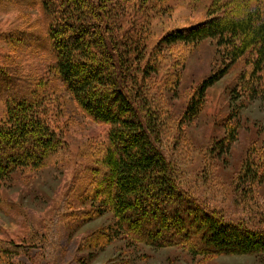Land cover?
Returning <instances> with one entry per match:
<instances>
[{"label":"trees","instance_id":"1","mask_svg":"<svg viewBox=\"0 0 264 264\" xmlns=\"http://www.w3.org/2000/svg\"><path fill=\"white\" fill-rule=\"evenodd\" d=\"M167 1H0L3 7L40 5L45 41L55 60L45 82L40 71L28 66L27 57L19 63L25 70L17 69L20 76L0 65V104L6 109V121L0 123V190L17 171L43 168L66 150L62 136L49 125L37 101V93L59 83L85 117L107 128L103 143L99 138L90 141L89 150L93 145L94 150L104 149L89 167L94 177L87 188L94 196L92 204L97 202L101 208L99 214L113 215L114 239L123 240L127 247H181L203 258L264 255V226L226 222L182 188L178 173L158 147L164 120L152 104L156 101L152 93L162 92L152 86L161 49L207 39L216 42L228 64L203 80L181 119L190 123L196 118L208 89L243 58L251 72L244 70L240 80L247 95L257 98L264 87V0H214V17L164 33L152 46L154 22L168 11ZM219 10L226 12L219 15ZM3 33L0 40L14 47L24 44L11 33ZM30 77L36 78L31 85ZM224 130L225 137L211 151L218 157L230 153L238 127L227 123ZM258 188L264 189V164L250 161L240 171L236 193L244 209L255 210L254 217L264 223V204L262 209L253 197ZM142 216H149L145 228L135 222ZM22 248L29 252L19 244L0 245V260L24 254Z\"/></svg>","mask_w":264,"mask_h":264},{"label":"rangeland","instance_id":"2","mask_svg":"<svg viewBox=\"0 0 264 264\" xmlns=\"http://www.w3.org/2000/svg\"><path fill=\"white\" fill-rule=\"evenodd\" d=\"M213 1L168 0L164 6L168 11L154 22L152 46L164 33L214 17ZM12 6H0V32L11 33L24 44L14 47L8 40H0V65L20 76L17 69L25 70L19 63L27 57L28 66L40 71L45 82L55 60L45 41L46 22L40 5ZM225 12L219 10L218 14ZM219 50L214 40L207 39L164 47L156 56L159 72L153 76L152 86L162 92L152 93L156 100L152 104L164 120L157 144L178 173L182 188L208 211L226 222L241 220L259 229L264 226L261 218L254 217L255 210L244 209L236 193L243 165L250 161L264 164V87L255 99L247 95L240 80L244 70L251 72L246 58L233 64L208 89L196 118L190 123L181 119L203 80L228 64ZM29 80V85L36 82L35 77ZM37 96L42 115L60 133L66 150L43 168L17 171L0 190V245L14 243L29 249L22 248L24 254L5 257L0 264H264V255L203 258L181 247H127L123 240L114 239L113 215L99 214L101 208L96 201L92 204L94 196L87 188L94 177L89 167L104 149L94 150L93 145L89 150L90 141L99 138L103 143L106 126L85 117L59 83ZM5 121L6 109L0 104V123ZM227 123L237 125L236 141L228 155L218 157L211 151L225 137ZM253 197L263 209L264 189H256ZM148 220L149 216H142L135 222L145 228Z\"/></svg>","mask_w":264,"mask_h":264}]
</instances>
